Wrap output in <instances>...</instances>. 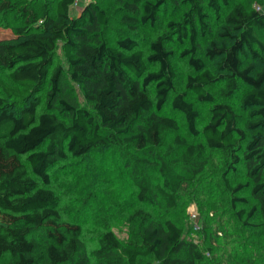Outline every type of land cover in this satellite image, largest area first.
Returning <instances> with one entry per match:
<instances>
[{"label": "trees", "instance_id": "obj_1", "mask_svg": "<svg viewBox=\"0 0 264 264\" xmlns=\"http://www.w3.org/2000/svg\"><path fill=\"white\" fill-rule=\"evenodd\" d=\"M75 3L0 0L9 32L0 39V264H223L172 214L205 195L191 185L214 154L237 220L264 247V11L233 0H121L118 23L130 33L171 8L144 54L129 36L107 42L109 16L96 2L71 17ZM58 42L66 69L54 64ZM175 58L190 69L182 88ZM193 99L208 105L204 120ZM103 153L122 158L132 187L108 208H119L126 239L103 218L87 247L82 224L62 215L51 171Z\"/></svg>", "mask_w": 264, "mask_h": 264}, {"label": "rangeland", "instance_id": "obj_2", "mask_svg": "<svg viewBox=\"0 0 264 264\" xmlns=\"http://www.w3.org/2000/svg\"><path fill=\"white\" fill-rule=\"evenodd\" d=\"M54 1V0H52ZM88 1H94L101 6L109 16L108 27L103 30V37L108 43L116 39L129 36L138 44L144 54L147 52L148 43L153 40L163 29L165 20L171 11L168 5L164 6L159 13V20L155 26L139 27L133 33L118 23L121 15V0H76L70 7L71 17L80 13ZM243 3L245 6L264 11V0H233ZM9 32L0 31V39L8 37ZM176 52L181 48L175 46ZM54 64H60L67 68L65 58L61 49V43H57L53 54ZM174 69L178 76V86L182 88L185 76L190 72L185 60L175 58ZM0 79L8 83L6 71H0ZM73 93L79 105L86 106L84 99L76 85H72ZM195 106L200 111L201 120L205 119L207 104ZM41 109V108H40ZM165 114L170 115L169 107L164 109ZM180 125L182 136L189 138L185 131L182 117L172 114ZM90 158V157H89ZM210 171L198 176L191 185L194 190H202L203 197L191 195V201L187 207L181 201L178 209L174 210V220L185 230L186 236L193 238L202 248H210L209 256L214 260H221L223 264H244L251 260L255 264H264V247L260 237L254 232L243 229L237 220L235 210L230 206L226 195L223 181L220 177L224 157L214 154ZM124 161L116 153H103L93 155L88 161H66L57 165L52 171L51 188L59 197V205L64 218L78 220L83 226V243L87 247L94 245V237L100 231V220L106 218L111 229L120 239H126V228L120 216L119 208L109 211L110 204L120 206L118 193H128L132 187L126 178ZM212 169V171H211ZM230 180L233 182L232 177ZM123 186L129 187L123 191ZM136 206V205H134ZM155 218L163 216L157 210ZM198 218V220H197ZM195 229L198 232L194 233ZM191 231L194 233L191 234ZM153 262V261H151ZM152 264H155L154 262Z\"/></svg>", "mask_w": 264, "mask_h": 264}]
</instances>
